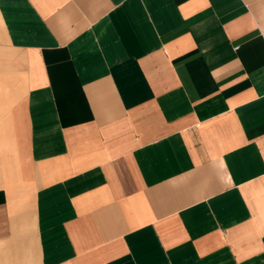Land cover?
<instances>
[{
    "label": "crops",
    "instance_id": "crops-1",
    "mask_svg": "<svg viewBox=\"0 0 264 264\" xmlns=\"http://www.w3.org/2000/svg\"><path fill=\"white\" fill-rule=\"evenodd\" d=\"M0 264H264V0H0Z\"/></svg>",
    "mask_w": 264,
    "mask_h": 264
}]
</instances>
